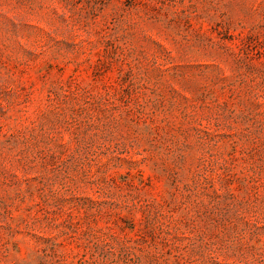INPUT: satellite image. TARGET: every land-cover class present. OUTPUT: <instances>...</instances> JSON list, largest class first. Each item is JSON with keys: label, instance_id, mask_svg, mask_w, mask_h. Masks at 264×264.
Here are the masks:
<instances>
[{"label": "rangeland", "instance_id": "374dc122", "mask_svg": "<svg viewBox=\"0 0 264 264\" xmlns=\"http://www.w3.org/2000/svg\"><path fill=\"white\" fill-rule=\"evenodd\" d=\"M0 264H264V0H0Z\"/></svg>", "mask_w": 264, "mask_h": 264}]
</instances>
